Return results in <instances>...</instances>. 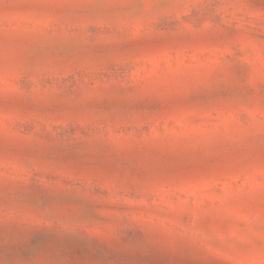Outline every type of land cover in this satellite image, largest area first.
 <instances>
[{
  "label": "rangeland",
  "instance_id": "obj_1",
  "mask_svg": "<svg viewBox=\"0 0 264 264\" xmlns=\"http://www.w3.org/2000/svg\"><path fill=\"white\" fill-rule=\"evenodd\" d=\"M0 264H264V0H0Z\"/></svg>",
  "mask_w": 264,
  "mask_h": 264
}]
</instances>
